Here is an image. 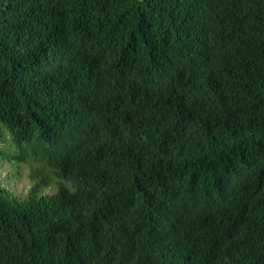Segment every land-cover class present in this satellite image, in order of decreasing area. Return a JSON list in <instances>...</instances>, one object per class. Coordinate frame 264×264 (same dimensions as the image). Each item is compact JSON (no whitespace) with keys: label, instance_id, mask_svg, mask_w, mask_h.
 Instances as JSON below:
<instances>
[{"label":"trees","instance_id":"16d2710c","mask_svg":"<svg viewBox=\"0 0 264 264\" xmlns=\"http://www.w3.org/2000/svg\"><path fill=\"white\" fill-rule=\"evenodd\" d=\"M0 264H264V0H0Z\"/></svg>","mask_w":264,"mask_h":264},{"label":"rangeland","instance_id":"374dc122","mask_svg":"<svg viewBox=\"0 0 264 264\" xmlns=\"http://www.w3.org/2000/svg\"><path fill=\"white\" fill-rule=\"evenodd\" d=\"M24 172L27 173L28 170L26 169V170H24ZM25 182H26L25 180H22V181L18 182L19 183L18 184L19 190H21V189L26 187V185L24 184Z\"/></svg>","mask_w":264,"mask_h":264}]
</instances>
